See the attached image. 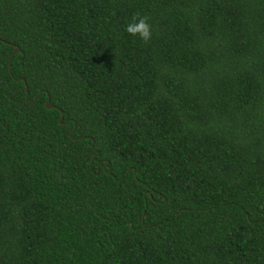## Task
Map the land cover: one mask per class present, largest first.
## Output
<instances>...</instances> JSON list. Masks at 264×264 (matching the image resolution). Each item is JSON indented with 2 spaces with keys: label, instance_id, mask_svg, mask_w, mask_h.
<instances>
[{
  "label": "trees",
  "instance_id": "16d2710c",
  "mask_svg": "<svg viewBox=\"0 0 264 264\" xmlns=\"http://www.w3.org/2000/svg\"><path fill=\"white\" fill-rule=\"evenodd\" d=\"M0 264H264V0H0Z\"/></svg>",
  "mask_w": 264,
  "mask_h": 264
},
{
  "label": "clouds",
  "instance_id": "9594fccd",
  "mask_svg": "<svg viewBox=\"0 0 264 264\" xmlns=\"http://www.w3.org/2000/svg\"><path fill=\"white\" fill-rule=\"evenodd\" d=\"M125 31L132 37H139L144 43H147L152 37V28L149 23V18L140 14L132 16Z\"/></svg>",
  "mask_w": 264,
  "mask_h": 264
},
{
  "label": "water",
  "instance_id": "95a60500",
  "mask_svg": "<svg viewBox=\"0 0 264 264\" xmlns=\"http://www.w3.org/2000/svg\"><path fill=\"white\" fill-rule=\"evenodd\" d=\"M17 50H19V49H17ZM48 100H49V98H48ZM48 100H47V101H48ZM46 105H47V107H48V104H47V103H46ZM63 116H64V113L62 112V113H61V116H60V121L63 120Z\"/></svg>",
  "mask_w": 264,
  "mask_h": 264
}]
</instances>
